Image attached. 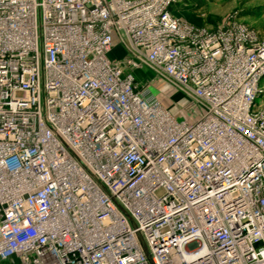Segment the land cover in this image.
I'll list each match as a JSON object with an SVG mask.
<instances>
[{
    "label": "built area",
    "instance_id": "built-area-1",
    "mask_svg": "<svg viewBox=\"0 0 264 264\" xmlns=\"http://www.w3.org/2000/svg\"><path fill=\"white\" fill-rule=\"evenodd\" d=\"M177 2L0 0V264H264V39Z\"/></svg>",
    "mask_w": 264,
    "mask_h": 264
},
{
    "label": "rangeland",
    "instance_id": "rangeland-1",
    "mask_svg": "<svg viewBox=\"0 0 264 264\" xmlns=\"http://www.w3.org/2000/svg\"><path fill=\"white\" fill-rule=\"evenodd\" d=\"M180 9L188 19L197 22L196 25L202 21V25L216 26L233 18L264 39V0H184ZM147 75L152 77L154 73L144 66L138 74L142 83H151L149 79H142ZM261 86L264 87V77ZM152 88L162 98L163 106L176 118L193 123L204 114V109L193 98L166 78L160 76Z\"/></svg>",
    "mask_w": 264,
    "mask_h": 264
},
{
    "label": "crops",
    "instance_id": "crops-1",
    "mask_svg": "<svg viewBox=\"0 0 264 264\" xmlns=\"http://www.w3.org/2000/svg\"><path fill=\"white\" fill-rule=\"evenodd\" d=\"M184 0H178V2L172 7V13L177 16L178 18H181L183 20H186V21H189L191 23H197V22H194L193 20H190L187 18L186 14L184 13V11H182L180 9V7L182 6V2ZM202 22V21H201ZM201 22L198 21V24L197 25H200ZM202 25V24H201Z\"/></svg>",
    "mask_w": 264,
    "mask_h": 264
}]
</instances>
